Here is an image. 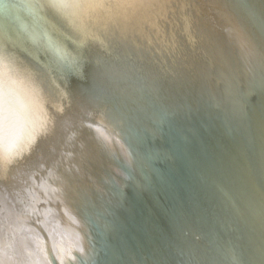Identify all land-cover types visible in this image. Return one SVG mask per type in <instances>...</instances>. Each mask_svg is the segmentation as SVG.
Masks as SVG:
<instances>
[{
	"label": "bare ground",
	"instance_id": "bare-ground-1",
	"mask_svg": "<svg viewBox=\"0 0 264 264\" xmlns=\"http://www.w3.org/2000/svg\"><path fill=\"white\" fill-rule=\"evenodd\" d=\"M244 2L0 0V264H264V19Z\"/></svg>",
	"mask_w": 264,
	"mask_h": 264
},
{
	"label": "water",
	"instance_id": "water-1",
	"mask_svg": "<svg viewBox=\"0 0 264 264\" xmlns=\"http://www.w3.org/2000/svg\"><path fill=\"white\" fill-rule=\"evenodd\" d=\"M238 5H239V3H238ZM240 11H241V13L243 15H246L248 17V19L251 21V23L254 25V27H258V26H256V22H259V21H261V20L264 19V0H246V2H244V4L241 5ZM53 20H54V18H53ZM86 20H87V22H84V21L81 22L84 26H86L87 23L90 21L88 19H86ZM50 23H51L50 30L55 29V30H57L58 34H60V35H62L64 37H66V35H69V32H68V29H69L68 27L69 26L74 25V24L77 25V26L80 25V23L76 19H74V18H71V22L68 19H65V20L63 19V20H61L59 22H57L55 20L54 21L51 20ZM259 29H261L263 31V33H264V25L261 26V27H259ZM87 30L88 29L86 28V31ZM138 39L139 40H142V41L147 40L148 43H150V44L155 43V40H153L151 38H148L146 36H144L142 38H138ZM129 41H134L135 42L136 39H131ZM127 44H129V42H127ZM106 47H110L111 48V45L105 44L104 46H100L99 47V50H101V51L102 50H105ZM0 51L2 53L6 54L7 56H9V54H7L4 49H0ZM161 51H163V53H168V51L165 50V49H163ZM127 52H128V54L126 56L129 57L128 63L130 64L131 63V56L133 54L131 52H129V51H127ZM156 53H160L159 50H156ZM163 53H161V54H163ZM163 55L165 56V54H163ZM11 58H13V57H11ZM167 59L170 60V58H168V57H167ZM146 74L148 75V71L146 72ZM149 74H151L152 80L155 79L154 82H156V83L159 84V85L156 84V87L159 89V91L162 92L165 97H168L169 98V92H172L173 89H172V83H169L168 82L169 76H167V73L164 72V71L159 72L158 69L156 70V67H155V70H151ZM174 85L176 86V84H174ZM241 88H242V85H240L239 89H241ZM241 95L243 96L242 93H241ZM212 99L213 100L217 99L218 101H220V103H224V99L223 100L221 99V92H220V95L219 96H215V98H212ZM65 100L66 99H63L62 101L59 100V102H61L63 104V102H65ZM164 103H165V106L167 107L166 110H168L169 113L170 112L172 113V111L170 109H168V108H171L172 109V107L170 106L171 104H175L177 106L179 105V103H177L175 100H172V99L169 100V103H167V102H164ZM199 104L200 105H197L196 106L197 109H199L201 106L205 108L206 103H204V104L201 105V103L199 102ZM184 107H186L187 111L192 110L186 104H185ZM114 110H116V109H114ZM185 113H186V110L182 107L181 111L177 114V119H180V118H178L180 114L183 116ZM10 116H11V113L8 114V118L5 117V122H4L3 127H2L3 130H7L8 131V130H10L12 128L11 127L12 122L10 120ZM152 125L156 126V128L158 130L160 129L157 124L152 123ZM3 130H2V132L4 133ZM160 131H161V129H160ZM173 134L177 137L176 133H173ZM161 135H162V143H164V141H163V132L161 133ZM164 139H165V135H164ZM164 145H166V143H164ZM14 160L12 161V163L14 162ZM12 163H8L7 165H9V164L11 165ZM5 172H6V174L2 178L3 179L2 182L5 183V184H7L8 181H9V175H8L9 170H8V168L5 169ZM10 173H11V171H10ZM135 251L136 250L134 249L133 252L136 253ZM196 257L198 258L197 255H194V258H196Z\"/></svg>",
	"mask_w": 264,
	"mask_h": 264
}]
</instances>
